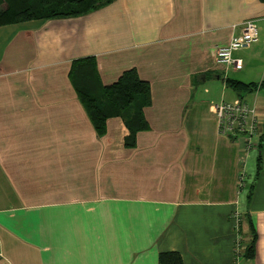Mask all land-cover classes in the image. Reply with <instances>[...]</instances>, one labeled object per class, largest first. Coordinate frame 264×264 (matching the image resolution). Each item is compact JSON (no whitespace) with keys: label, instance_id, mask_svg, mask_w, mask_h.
<instances>
[{"label":"crops","instance_id":"0c3cea01","mask_svg":"<svg viewBox=\"0 0 264 264\" xmlns=\"http://www.w3.org/2000/svg\"><path fill=\"white\" fill-rule=\"evenodd\" d=\"M249 20L259 40L234 53L243 67L219 64L217 48ZM86 57L105 85L133 68L150 83L135 147L121 116L98 135L70 76ZM263 81L264 0H112L1 26L0 264H159L166 251L264 264V141L243 162L244 138L222 134L215 114L243 100L264 131Z\"/></svg>","mask_w":264,"mask_h":264},{"label":"trees","instance_id":"16d2710c","mask_svg":"<svg viewBox=\"0 0 264 264\" xmlns=\"http://www.w3.org/2000/svg\"><path fill=\"white\" fill-rule=\"evenodd\" d=\"M110 1L112 0H0V27L36 19L82 15ZM70 76L98 135L103 136L107 132V121L111 117L121 116L130 131L125 145L135 147L138 132L150 128L144 113L145 107L152 102L150 83L141 79L133 68L125 71L117 82L105 85L101 81L94 57L73 62ZM228 81L238 90L252 91L257 87L256 83L247 84L231 78ZM261 85H264V81ZM261 140L264 141V131H261ZM251 194L252 189L248 193L249 199ZM253 246L254 244H248L246 255H251ZM159 264L185 263L181 253L166 251L160 253Z\"/></svg>","mask_w":264,"mask_h":264},{"label":"built area","instance_id":"2783aa9c","mask_svg":"<svg viewBox=\"0 0 264 264\" xmlns=\"http://www.w3.org/2000/svg\"><path fill=\"white\" fill-rule=\"evenodd\" d=\"M259 40V28L255 20L246 21L241 28V32L234 36L227 46L218 47L216 50L217 62L221 65L240 69L243 61L236 58L234 53L245 48H249ZM215 114L218 119L219 131L222 134L230 135L235 138H244L243 162L250 156V152L261 146V119L257 115V109L245 101L230 102L221 100L215 105ZM247 173L243 168L238 178L239 193L243 192L246 186ZM236 222V229H239L241 220V209L239 204L233 212ZM237 248L244 246L240 242V235L236 237Z\"/></svg>","mask_w":264,"mask_h":264},{"label":"rangeland","instance_id":"374dc122","mask_svg":"<svg viewBox=\"0 0 264 264\" xmlns=\"http://www.w3.org/2000/svg\"><path fill=\"white\" fill-rule=\"evenodd\" d=\"M245 169V171H246V173L248 174V168L246 167V168H244ZM247 177H248V175H247ZM246 180V183L248 182V179H245ZM244 190V189H243Z\"/></svg>","mask_w":264,"mask_h":264}]
</instances>
